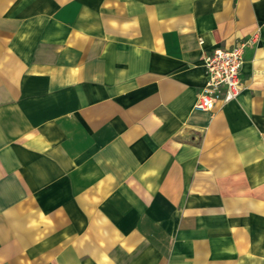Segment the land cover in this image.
Here are the masks:
<instances>
[{
  "label": "crops",
  "instance_id": "obj_1",
  "mask_svg": "<svg viewBox=\"0 0 264 264\" xmlns=\"http://www.w3.org/2000/svg\"><path fill=\"white\" fill-rule=\"evenodd\" d=\"M0 264H264V0H0Z\"/></svg>",
  "mask_w": 264,
  "mask_h": 264
},
{
  "label": "built area",
  "instance_id": "obj_2",
  "mask_svg": "<svg viewBox=\"0 0 264 264\" xmlns=\"http://www.w3.org/2000/svg\"><path fill=\"white\" fill-rule=\"evenodd\" d=\"M254 41L251 37L240 40L230 47L215 48L201 57L205 80L192 105L193 111L207 112L238 96L243 49Z\"/></svg>",
  "mask_w": 264,
  "mask_h": 264
}]
</instances>
